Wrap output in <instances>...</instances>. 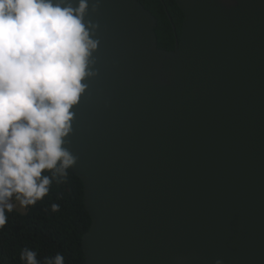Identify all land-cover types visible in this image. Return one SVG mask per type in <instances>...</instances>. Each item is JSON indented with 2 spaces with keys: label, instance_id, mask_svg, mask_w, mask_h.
<instances>
[{
  "label": "water",
  "instance_id": "water-1",
  "mask_svg": "<svg viewBox=\"0 0 264 264\" xmlns=\"http://www.w3.org/2000/svg\"><path fill=\"white\" fill-rule=\"evenodd\" d=\"M95 2L97 75L65 144L82 264H264V0H174L171 50L139 0Z\"/></svg>",
  "mask_w": 264,
  "mask_h": 264
},
{
  "label": "clouds",
  "instance_id": "clouds-1",
  "mask_svg": "<svg viewBox=\"0 0 264 264\" xmlns=\"http://www.w3.org/2000/svg\"><path fill=\"white\" fill-rule=\"evenodd\" d=\"M98 6L96 0L91 11ZM89 7V0L75 7L71 0H0V229L13 198L22 208L35 205L76 164L66 138L84 81L97 75L98 25L86 21ZM36 255L25 248L20 259L40 264ZM46 264H64V257Z\"/></svg>",
  "mask_w": 264,
  "mask_h": 264
},
{
  "label": "trees",
  "instance_id": "trees-1",
  "mask_svg": "<svg viewBox=\"0 0 264 264\" xmlns=\"http://www.w3.org/2000/svg\"><path fill=\"white\" fill-rule=\"evenodd\" d=\"M165 2L170 12L171 8L179 10L174 0ZM156 15L160 25L163 21L167 23L165 15ZM182 16L181 12L178 20ZM162 31L170 42L172 38L166 29ZM82 187L80 178L69 171L66 181L59 185L53 182L49 194L35 205L28 206L24 212L14 208L6 212L8 221L0 229V264H25L20 259L25 248L36 252L40 264H46L57 253L64 257V264H82L80 239L90 224ZM54 203L60 206L59 211L51 210Z\"/></svg>",
  "mask_w": 264,
  "mask_h": 264
},
{
  "label": "flooded vegetation",
  "instance_id": "flooded-vegetation-1",
  "mask_svg": "<svg viewBox=\"0 0 264 264\" xmlns=\"http://www.w3.org/2000/svg\"><path fill=\"white\" fill-rule=\"evenodd\" d=\"M145 8H147L156 18V26H155V32L157 36V46L165 49V50H171L175 47L176 40L180 34V27H181V21L183 19V16L181 19L178 20L180 17L181 11L180 9L178 11H173L171 8L169 11L165 0H139ZM175 3V2H174ZM178 7V6H177ZM165 15L167 17V23L163 21V23L160 25L158 23L157 15ZM173 15H175L173 17ZM179 22V23H178ZM160 27V33L159 28ZM162 29H166L169 36L172 38V40L169 42V39H166V37L163 35Z\"/></svg>",
  "mask_w": 264,
  "mask_h": 264
},
{
  "label": "rangeland",
  "instance_id": "rangeland-1",
  "mask_svg": "<svg viewBox=\"0 0 264 264\" xmlns=\"http://www.w3.org/2000/svg\"><path fill=\"white\" fill-rule=\"evenodd\" d=\"M13 204H14V209H16L17 211L19 212H24L25 211V208H22L19 204L18 201H16L14 198H13Z\"/></svg>",
  "mask_w": 264,
  "mask_h": 264
}]
</instances>
